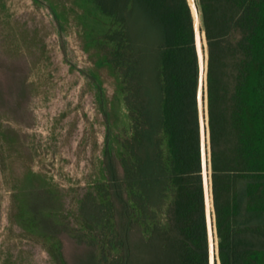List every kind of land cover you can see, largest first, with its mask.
Here are the masks:
<instances>
[{
  "label": "trees",
  "instance_id": "16d2710c",
  "mask_svg": "<svg viewBox=\"0 0 264 264\" xmlns=\"http://www.w3.org/2000/svg\"><path fill=\"white\" fill-rule=\"evenodd\" d=\"M90 3L89 45L116 83L112 100L96 94L106 119L100 176L70 210L51 180L18 179L20 198L45 193L39 207L21 199L19 222L43 239L50 264H211L192 6ZM195 3L215 264H264V0ZM62 234L76 245L70 257Z\"/></svg>",
  "mask_w": 264,
  "mask_h": 264
},
{
  "label": "rangeland",
  "instance_id": "374dc122",
  "mask_svg": "<svg viewBox=\"0 0 264 264\" xmlns=\"http://www.w3.org/2000/svg\"><path fill=\"white\" fill-rule=\"evenodd\" d=\"M90 2L0 0V264H50L43 239L18 217L21 199L39 207L45 193L20 198L18 179L51 180L64 189L70 210L81 189L100 176L106 119L96 94L101 87L112 100L116 83L89 45ZM119 105L130 126L121 97ZM61 237L70 257L76 245Z\"/></svg>",
  "mask_w": 264,
  "mask_h": 264
},
{
  "label": "bare ground",
  "instance_id": "6f19581e",
  "mask_svg": "<svg viewBox=\"0 0 264 264\" xmlns=\"http://www.w3.org/2000/svg\"><path fill=\"white\" fill-rule=\"evenodd\" d=\"M191 6L194 11V17H195V23L196 28L198 32V47L200 50V56H201V67H202V74H201V88H200V95L202 98V106H203V88H204V50H203V40L201 35V29H200V22L197 12V6L195 3V0H190ZM200 73V72H199ZM199 82V81H198ZM204 112V107H203ZM204 177H205V184H206V193H207V210L209 213V227H210V239H211V247H212V254L215 259V247H214V233H213V222H212V211H211V200H210V191H209V170H208V161H207V146H206V129H205V115H204ZM204 181V179H203Z\"/></svg>",
  "mask_w": 264,
  "mask_h": 264
},
{
  "label": "water",
  "instance_id": "95a60500",
  "mask_svg": "<svg viewBox=\"0 0 264 264\" xmlns=\"http://www.w3.org/2000/svg\"><path fill=\"white\" fill-rule=\"evenodd\" d=\"M189 2H190V0H189ZM195 27H196V23H195ZM196 35H197V46H198V32H197V28H196ZM198 52H199L200 67H201V56H200L199 47H198ZM201 74H202V67H201ZM201 74H200L199 87H198V103H199V115H200V122H201V147H202L203 179H204V188H205L206 213H207L208 229H209L210 257H211V264H215V259H214L213 254H212V247H211L210 227H209V213H208V210H207V193H206V184H205V177H204V165H205V160H204V135L205 134H204V132L205 131H204V122H203V120H204V112H203V106H202V98H201V95H200Z\"/></svg>",
  "mask_w": 264,
  "mask_h": 264
}]
</instances>
